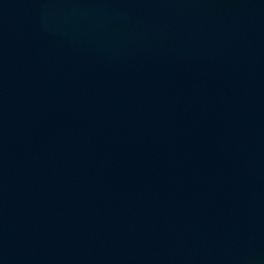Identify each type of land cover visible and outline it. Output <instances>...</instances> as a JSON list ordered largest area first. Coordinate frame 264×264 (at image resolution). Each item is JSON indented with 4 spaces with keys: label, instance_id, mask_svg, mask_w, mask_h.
I'll list each match as a JSON object with an SVG mask.
<instances>
[{
    "label": "water",
    "instance_id": "water-1",
    "mask_svg": "<svg viewBox=\"0 0 264 264\" xmlns=\"http://www.w3.org/2000/svg\"><path fill=\"white\" fill-rule=\"evenodd\" d=\"M0 264H264V0H0Z\"/></svg>",
    "mask_w": 264,
    "mask_h": 264
}]
</instances>
